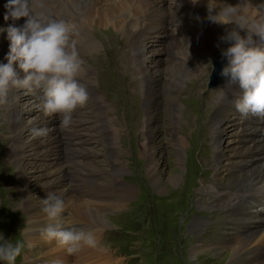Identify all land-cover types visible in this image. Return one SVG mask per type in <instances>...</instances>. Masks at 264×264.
Wrapping results in <instances>:
<instances>
[{"label": "bare ground", "instance_id": "bare-ground-1", "mask_svg": "<svg viewBox=\"0 0 264 264\" xmlns=\"http://www.w3.org/2000/svg\"><path fill=\"white\" fill-rule=\"evenodd\" d=\"M45 1L47 3L45 4L44 11L48 16H55L56 19H63L76 26V35L74 37L77 41L76 50L82 61H86L84 54L87 53V51L83 50H96V48L101 46L100 42L94 37L93 31L96 28L99 31L111 30L115 34L124 35L126 38L123 39V41L125 40L127 49L135 56L140 55L146 38L150 39L151 42L149 45H152V42H155L158 36L163 34V25L177 23V28H173L171 31L173 34H167V43L170 46V49L169 56L166 57L168 65L166 64L167 71H165L166 73L164 72L165 80L163 89L167 97L165 109L171 112V118H174L179 122L182 131L185 132L184 135L188 134L189 130L188 127H184L180 122L181 117L178 116L179 106L177 102L178 92L180 91L182 80L187 75H193L194 73L196 74L206 67V60L212 56L213 51L220 46H224L223 42L220 40V37L226 34L225 29L228 28L230 30L232 27L231 25L225 26L210 22L207 19L208 5L218 9L219 7L223 6L224 3L230 5L239 4L242 12L246 14L252 21L257 23L264 22V0ZM11 2L12 1L8 3H0V28L6 29L9 25L21 26L25 23L26 18H21L18 21H13L11 18H9L7 21L4 20V16L8 11L6 6ZM177 3L182 6L177 7ZM176 32H180L182 35L185 34L184 39H182L183 41L176 39L174 35ZM241 33H243L242 35H245L243 31ZM256 39L257 45L261 47V44L264 41L260 40L259 38ZM9 43L10 42L7 39V33L0 32V63H7L6 56L9 52ZM185 45L187 47L183 48ZM123 51L125 52V50ZM132 61L134 62V67H136V70L138 71V78L140 77L142 80L141 86L143 91L152 85L156 72L153 70V66L148 65L146 59L139 57L133 59ZM171 62L176 64L177 67H173L172 69L170 66ZM15 67L17 68V71H20L18 65ZM159 73L162 74V72ZM85 74H87V79L84 83V87L87 89L88 85L92 83L93 78L96 80V77L92 75V66L89 63L86 66ZM21 75L23 74L21 73ZM89 75L92 76L88 77ZM229 79L230 77H223L225 92H223L218 98V100L221 101V105L217 110L215 132L214 137H212L213 142L215 143V150H213V153H216V156L214 160L208 162L207 165H210V169L214 171V175H212L213 180L207 188L204 186L207 183H203V185L201 184L199 193L197 194L203 199H197V202L198 207L202 211L212 212L213 210L216 211L215 208H217L220 210V214L222 216H226L228 220H232V217L236 215L243 214V216L240 218V222H244V224H251V227L247 229L248 234H242V238H240V236H236L231 239H226L223 240L226 241V243L224 242L222 244L217 240L211 243V247L209 249L218 250L219 244H221L220 247H229L233 252V260L230 262V264H237L236 261L240 258H243L244 253L246 254L245 258L247 259L245 260L247 261V264H263L264 207L262 208V203L264 201V119L255 117L252 118L253 122L251 124H240L242 125L243 132L240 134V137L238 136L239 141H247L248 144H242L239 146V148H233V150H230L231 147L227 145L230 142H228L226 139V134L229 135L231 132L226 126H224V121L230 117L231 113L237 114L239 112L235 107V101L242 96V90L239 88L238 82L236 84H231ZM96 84H94L93 87L95 89L94 92L97 96L101 97L91 99L89 98L87 104L83 108H78L75 111L76 113L82 111V118L72 119L71 125L63 129L60 127L59 123L56 122L58 121L57 118H48L44 116L42 111L41 93L36 92L31 94V100H34L37 103L34 121L37 119L47 121L46 126L43 128L48 129L47 136L35 139H33L31 135V130L34 128L32 123H29L28 125L23 124L21 127L19 126L22 110L19 108V104L15 100L16 98H14L17 90H13L8 96L6 106L9 107L10 112L13 114V119L9 115V120H13V123L11 125L12 128H9L10 135L5 138L7 143L9 141L8 152H6L10 155V157L13 158V160H15L13 164L19 168V191L22 192L24 196L23 199L26 200L23 211L27 213V223H29L28 229L26 231L28 234L27 239L29 240L30 244H32V246H35L39 242H45V249H47V251L44 252V258L33 259L34 261L32 264L115 263V261L112 263L113 260H111V258H113V256L111 254V257L105 256L108 257V262L101 263L100 258L94 252V249L88 247H85L82 251L75 255H69L66 250L58 246L55 241L49 242L43 235V229L49 223H51L47 217V214L43 212V199H46L49 193L55 194L64 200L65 220L69 219L70 221H74L76 227L83 229L84 231H93L96 237L98 233L101 232V230L103 231V228H97L96 225L105 227L111 226L104 211L110 209L111 207L117 208L123 205L124 199H130L136 194V190L129 185L120 184L119 186L117 184L118 186L116 187L110 185L109 183L99 182L98 184V182H96V186L101 188L103 198V200H99V194L89 187H92V182L90 179L93 177L89 175L90 172L94 169H97V171L99 169L90 162L94 159L90 153L94 151L89 147L86 148L84 146V143L89 139L87 136L85 137L82 134V131L88 127L85 125L87 114L95 115L98 118V120L95 119V123L97 126L99 125L100 133L102 132V140L107 143V154L111 158V165L113 164L114 168H119L120 164L116 163L123 162L119 154H110V152L114 153V148L111 147L116 146L110 142L108 138L110 136L107 134L108 132L112 133L115 131V133H118L119 131L116 128L108 126L106 124V120L104 121L102 119V116H104L102 114L104 112H99L98 109L95 112L91 110L94 106H96L94 101L101 102L102 105H105L103 107L107 106L106 102L104 101V95L102 96L97 94L98 88H96ZM88 95L91 97L89 93ZM145 103L149 105L150 111L148 112L151 114L153 112L152 105L155 106V99L152 96L147 95ZM6 112L7 111H5V113ZM108 113L110 114V112ZM171 128H173L171 131V136H175L177 133L175 122H171ZM235 132L239 134V131ZM254 132L256 135L252 136V133ZM153 135L154 134H149V138ZM193 138L194 140L196 139L195 137ZM171 142L173 145L177 144L173 137ZM194 142L196 143V141ZM148 143L150 142L145 141L143 143V147L146 148V150L153 148V144L149 147ZM39 145H44V147L39 149ZM185 145L186 144L174 145L176 147L174 150L177 152V161L179 163L182 161ZM154 147L155 149H162V146ZM67 151H70V153L68 154ZM227 151H230V154H228ZM156 153L157 151H154L153 153H150L149 151V155L146 156L147 162L149 161L153 163L152 165L147 164L146 166L147 174L151 179L152 185L156 186L159 184L162 176L167 177L168 181L173 183L174 180L178 179V176H167L166 172L159 168L158 161H155V158L159 157L161 159L164 155V152H159V155H156ZM38 155H45L46 158L44 159L49 160L41 161V163L33 160V158ZM76 155H79L81 160H74L73 158ZM226 155L238 157V159L233 162V167H235L233 169L237 171V174H234V176L229 178V184H225L223 181H220V179L225 178L224 176H227L223 174L227 169L217 167L215 165H220L221 159H218V157L223 158ZM88 158H91V160L88 161ZM73 163H75V166L80 164L83 167L87 166L90 170L84 172L82 171L83 168L81 167L70 168ZM121 167L117 170L114 169V171L119 173L121 171L123 172L127 170L126 165H122ZM41 168H47L48 171L41 172L40 170L39 173L34 174L33 178H44L41 182L35 183L34 188H31L29 177L32 176L29 175V170H39ZM228 170L230 169L228 168ZM72 172L78 173L76 178H72L74 177ZM95 172L93 174H95ZM205 181L207 182L208 180L205 179ZM74 184H76V187H73ZM42 186H47L48 189L40 190ZM88 192L95 193V195L88 196ZM109 195H114L115 199L109 200ZM206 196L211 199L210 202H206ZM35 198L39 199V201ZM249 200L251 202H256L257 206L251 208L249 205L252 203H245L249 202ZM244 203L245 209L242 208V204ZM38 206H40L41 209H38ZM237 210L240 212L238 213ZM237 218L238 217L235 219ZM206 221L207 220H203L202 218L197 219L190 227L191 233L197 239V245L193 248V253L201 251V249L206 246L202 240L204 236L203 231H205L204 228L207 226ZM94 223L95 225H93ZM27 258L30 259L31 257L28 256Z\"/></svg>", "mask_w": 264, "mask_h": 264}, {"label": "rangeland", "instance_id": "rangeland-1", "mask_svg": "<svg viewBox=\"0 0 264 264\" xmlns=\"http://www.w3.org/2000/svg\"><path fill=\"white\" fill-rule=\"evenodd\" d=\"M176 24L163 25V34L158 36L157 40L152 42V45H149L150 39L146 38L140 55L134 56L127 49L125 40L123 41L126 38L124 35L115 34L111 30L99 31L97 28L93 33L101 46L96 50H83L87 51L84 57L86 62H89L93 67L94 74L92 75L96 77V80L93 78L92 83L88 85L87 92L91 96L89 98L101 97L94 92L93 87L97 81V94L104 95V101L107 105L103 107L105 105H102L101 102L94 101L96 106L91 110L95 112L98 109L99 112H104L102 119L106 120L108 126L119 131L118 133H115V131L107 133L110 136L108 137L110 142L116 146L111 147L114 148V153L110 152V154H119L124 163L119 162L116 164H120V167L122 165L127 166V170L121 171L122 173L114 171V169L117 170L120 167L114 168L113 164L110 163L111 158L107 154V143L102 140V132L100 133L99 125L97 126L95 123L98 118L95 115L87 114L85 125L88 127L82 131V134L89 139L84 143V146L94 151L90 153L94 161H90L91 158H88V161L99 169L90 172L89 175L93 177L90 179L92 187H89L99 194V200H103V198L101 188L96 186V182L98 184L99 182H105L116 187L120 184L129 185L136 190V194L132 198L123 200V205L117 208L111 207L104 211L111 225L110 227L96 225L97 228H103V231L101 230L97 235L99 245L108 251L102 252L99 249H94L101 263L108 262V257L105 256L111 257L112 255L111 260H113L112 263L115 261L114 264H230L233 260L232 250L229 247V249L223 246L220 247V245L226 243V241H223L226 239L236 236L242 238L241 235L248 234L247 229L251 227V224L240 222L243 214L236 215L232 217V220H228L226 216L220 214V210L217 208H215L216 211L205 212L198 207L197 199H203L197 194L201 184L207 183L204 185L207 188L213 180L214 171L210 169V165H207L216 156V153H213L215 143L212 137H214L215 132L217 110L221 105L218 98L223 93V86L221 85L215 86L213 89L207 87L212 74V58L229 45L223 42L224 46L215 49L212 56L206 60V67L202 71L193 75L189 74L182 80L177 102L179 106L178 116L181 117L180 122L189 130L188 134L184 135L185 132L182 131L179 122L171 118V112L165 109L167 97L163 89L164 72L167 71L168 65L166 57L169 56L170 49L167 43V34H173L171 31L173 28H177ZM174 35L180 41H183L182 39L185 36L180 32H176ZM186 47L185 45L183 48ZM261 47H264V42H262ZM139 57L146 59L148 65L153 66V70L156 72L151 88L148 87L143 91L142 80L140 77L138 78V71L132 61ZM175 65L172 62L170 63L172 69L177 67ZM84 72L86 73L85 70ZM147 95L155 99V106L152 105L153 112L151 114L148 112L150 111L149 105L145 103ZM14 98H16L15 100L22 110L20 127L29 123H32L34 128L46 126L47 121L42 119L34 121L37 103L31 100V94H26L25 90H17ZM77 113H73V118H82L83 112ZM9 115L13 119L9 107L6 105L0 106V234L5 239H11L13 242L17 239H23L26 247L17 259L16 264H32L33 259L44 258V252L47 249H45V242H39L32 246L27 239L28 234L26 231L29 223H27V213L23 211L26 200L23 199L22 192L19 191V168L13 164L15 160L7 153L9 141L7 143L5 140L10 135L9 128H12L13 123V120H9ZM243 117L240 112L237 114L231 113L230 117L226 119L227 121H224V126L231 132L230 136L226 134V139L230 142L227 144L231 147L230 150L239 148L242 144H248L247 141H239L240 134L243 132L240 124H251L253 122L252 118H255V116ZM56 122L59 123V121ZM171 122L176 123L177 133L175 136H171L173 130ZM235 131H239V134ZM149 134L154 135L149 138ZM253 135H256V133H252ZM172 137L177 142L174 145L186 144L181 163L177 161V152L174 150L176 147L171 142ZM193 137L196 139L194 140ZM145 141L150 142L148 143L149 147L153 144V148L146 150L143 147ZM154 146H162V149H155ZM43 147L44 145H41L39 149ZM148 150L150 153L157 151L156 155H159V152H164L163 157L161 159L156 157L155 161H158L159 168L163 169L167 176L177 175L178 179L170 183L167 177L162 176L160 183L153 186L146 168L147 164H153L147 162ZM67 152L70 153V151ZM227 153L230 154V151H227ZM78 157L81 158L76 155L73 159L76 160ZM44 158H46L45 155H38L33 160L39 163L49 160ZM218 159H221L220 165H215L227 169L223 173L227 176L223 175L225 178L223 177L224 179H220V181L229 184V178L237 174V171L233 169L235 168L233 162L238 157L226 155L223 158L218 157ZM71 167H81L84 172L90 170L87 166L83 167L81 164L75 166V163ZM40 170L41 172L48 171L47 168L29 170V175L32 176L29 177L31 188L35 187V183L43 180L44 177L33 178V175L39 173ZM94 172L95 174H93ZM72 174L74 176L72 178H76L78 173L72 172ZM205 179L208 181L206 182ZM73 187H76V184ZM43 189H48V187L42 186L40 188V190ZM94 195L95 193L88 192V196ZM109 196V200L115 199L114 195ZM35 199L39 201V199ZM205 199L206 202L211 201L208 196ZM38 209H41V207L38 206ZM236 217L238 218L235 219ZM200 218L207 220L202 238L206 246L201 251L193 253V248L197 245V239L191 233L190 227L194 221ZM217 240L221 243L218 245V250L209 249L211 243ZM28 256L31 258L28 259ZM245 257L246 254L244 253V257L236 261L237 264H247L245 260L247 258ZM0 264H5V262H0Z\"/></svg>", "mask_w": 264, "mask_h": 264}, {"label": "clouds", "instance_id": "clouds-1", "mask_svg": "<svg viewBox=\"0 0 264 264\" xmlns=\"http://www.w3.org/2000/svg\"><path fill=\"white\" fill-rule=\"evenodd\" d=\"M181 6L177 3V7ZM6 7L5 21L26 19L21 26L0 28L10 42L7 63H0V106L7 105L13 90H25L26 94L39 92L44 116L57 118L60 127L67 128L73 113L89 100L87 89L78 79L83 61L76 50V26L48 16L44 11L45 0H12ZM207 19L232 26L220 37L229 45L222 50L228 63L220 75L230 77L231 84L238 82L242 90V96L235 101L237 111L244 117L264 119V47L258 46L256 39L264 41V22L252 21L239 4L226 3L218 9L208 5ZM31 135L33 139L47 136L48 129L33 128ZM43 205V212L51 221L43 229L47 241H55L69 255L85 247L107 251L100 247L93 231H84L74 221L65 220V202L59 196L49 193ZM25 247L23 239L13 242L0 234V262L16 264Z\"/></svg>", "mask_w": 264, "mask_h": 264}, {"label": "water", "instance_id": "water-1", "mask_svg": "<svg viewBox=\"0 0 264 264\" xmlns=\"http://www.w3.org/2000/svg\"><path fill=\"white\" fill-rule=\"evenodd\" d=\"M218 70H220V67H219V65L217 63H215V70H214L215 80H213L214 82H218L219 81V78H218L219 75L216 74L218 72ZM214 75H213V78H214Z\"/></svg>", "mask_w": 264, "mask_h": 264}]
</instances>
